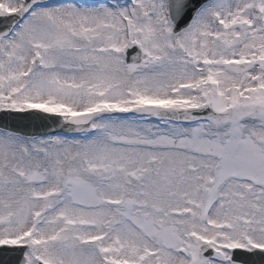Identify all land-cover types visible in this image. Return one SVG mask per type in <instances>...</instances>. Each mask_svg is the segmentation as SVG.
Instances as JSON below:
<instances>
[{
  "label": "snow or ice",
  "instance_id": "6c2138e0",
  "mask_svg": "<svg viewBox=\"0 0 264 264\" xmlns=\"http://www.w3.org/2000/svg\"><path fill=\"white\" fill-rule=\"evenodd\" d=\"M0 264H264V0H0Z\"/></svg>",
  "mask_w": 264,
  "mask_h": 264
}]
</instances>
